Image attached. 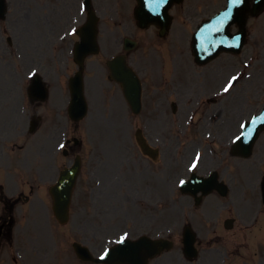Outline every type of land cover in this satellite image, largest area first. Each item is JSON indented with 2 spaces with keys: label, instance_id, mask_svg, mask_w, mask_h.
Returning <instances> with one entry per match:
<instances>
[{
  "label": "rangeland",
  "instance_id": "1",
  "mask_svg": "<svg viewBox=\"0 0 264 264\" xmlns=\"http://www.w3.org/2000/svg\"><path fill=\"white\" fill-rule=\"evenodd\" d=\"M94 1L95 4L98 5L103 2L106 3L107 0ZM20 3L21 0H18L15 5L16 9H18ZM65 4H69V8H71V10L68 12V8L66 6H62L65 17L61 19L58 17L59 12L55 10V14L50 15L48 24L51 22H62L65 25L73 16H76V11L73 9L74 0H65ZM220 5H222L221 0H185L183 6L176 11L177 13L175 14V21L173 23L171 35L173 42L170 43V45L174 44L175 47L168 49L169 52H171L170 55H175L177 57L180 70L181 68H184L185 71L189 70L187 66H190V64L187 59L188 53H185V43L190 42L191 33L201 19L217 12ZM187 7H190V9H186ZM18 21L19 16L15 25L11 24L12 28L15 27L13 31L11 29V33H17L16 38H19V41L16 43V46H18L22 52L20 53V56L25 58L27 38L30 40H38L39 37L42 38L40 32L43 31L45 26L42 22L37 23L28 20L24 24L23 31L21 32L17 31L18 28H21V26L17 27ZM110 27L112 26H110L108 20L103 19L100 29H102L103 35L106 36L105 38L108 39H101V42L104 45L105 42L108 43L110 39V36H108V28ZM57 28L62 29V26H57ZM248 29L250 34L248 39L249 42L248 46L244 48L243 54L237 57L222 55L215 61L211 62L205 69L215 74L219 67H225L224 70H226V76L242 70L240 71L241 82L234 87L232 92H230V94H228L221 103L227 110L226 118H235V114L237 113V111H235L236 109H238V111L242 110L243 115H248L264 102V15L257 20L250 21ZM114 31L118 32V29L115 28ZM58 32L49 33V38H53ZM3 47L6 49L5 52L7 51L8 55L9 50L5 47V45H3ZM162 49L164 48L161 47L159 50L153 49V56L145 57L149 59L152 58L151 60L154 63L153 58L157 56L166 57V53H164ZM107 51H109V49ZM111 51L113 53L116 49L111 48ZM248 55H253L255 62L247 69L243 68L242 62H249L246 60ZM101 56L104 60L109 55L102 54ZM131 56L134 57V60L136 59L139 64H144L142 60V56H144L142 46L139 47L138 50H136V52H134ZM155 65L160 66L159 62H156ZM45 66L47 67L48 72L47 77L51 80L52 86H57L58 66L56 62L49 59ZM0 76H4L5 80L7 79L4 72L0 73ZM181 80L183 82V79ZM209 81L208 86L212 88V92L222 84L219 82L220 84L218 83L217 85H214L213 80ZM147 86L151 89L149 80ZM7 87H10V84H8ZM4 90L5 92L9 91L5 88ZM104 90L107 89L104 88ZM65 96V92L60 87L51 90L49 98L51 111L49 110L48 112L49 121L45 126L39 128L36 138L26 137V135H28L26 132L28 128V119L32 113L26 104L23 106L20 103L15 109V113H11L9 108L0 107V151L3 154L0 156V164H2L0 182L8 183V189H12V185L15 182L22 181L20 180L22 177L20 172H25V169H23L27 166L25 162L29 164V162L39 160L37 163L38 166L40 165V172H44V174H46V176L41 174V177L44 176L45 178L44 182L51 184L55 179L58 172L57 168L59 167V163L61 161L60 155L57 154L55 157L52 155L56 143L55 137L60 134L61 130L65 129L64 122H66L65 117L62 118L64 111L61 110V107H59L58 104L61 103ZM107 97L108 95L105 93L96 95L94 103L92 102V106H90L88 116L80 123V126L77 127L81 128L80 131L78 130L79 132L77 131L75 134L78 138L81 137L89 148H91V146L93 147L92 150L94 151V160L97 158H103L102 153L108 150L109 147H114L115 153L117 150L119 153L123 152L122 146L126 142V137L132 135L135 126L140 125V123H137L136 119L131 120L130 118L126 120V124L116 122V115H118L119 111L123 110V103L118 98L116 99L117 101L119 100V103L116 105L115 112H113V114H115V119L112 124H107L103 119V117H106L110 112L106 102ZM150 97H152V91L150 92ZM18 98L19 102H21V93H19ZM150 107H152V105H150ZM212 108L217 109V105H213ZM58 113L59 115L57 116ZM125 118H127V111H125ZM238 118H235L234 121ZM13 119H16L17 121H13V123ZM68 128L69 131H71V128ZM167 139H169V137H167ZM171 139L173 140V143L176 142L175 137H172ZM33 143H35L36 148L38 144H40V147L39 149L37 148L38 150L36 152ZM13 144L21 147L15 152L17 157L11 156L8 160L10 162H6V160H4L6 152L8 151L7 153L9 156V150L12 149ZM165 144L169 145V140H167ZM49 149L51 155L46 156ZM39 152H41V154L43 153L42 155L43 157L45 156V158H40ZM121 161L122 160L120 159L114 158V166L111 167L112 174L115 179L119 178V181L115 180V183H113V192L115 194L113 205H110V207H104L105 211L103 212H97L99 207L94 201V230L96 227H100V230L105 231H119L123 232V234L128 232L131 237L136 235L137 232H140L139 230H145L142 228L144 224L149 226L148 230L150 231H158L159 229L166 231L168 228L173 230L177 227L179 230L181 226L185 224L184 222L188 211V202L185 198H180L175 190L176 179L173 181L172 187L162 185L157 190L154 185H151V189L146 191L145 186L148 185V183L146 182V184L143 185L140 180L133 178L131 175L135 166L131 165L130 168L122 166ZM94 166H97V164ZM7 170L8 172L6 173ZM46 171H48V173H46ZM124 182H128L130 184V196H128V202L122 205L120 199H122L123 195L127 193V190L125 191V189H127V185H123ZM134 187H137V189ZM84 190L86 192L85 184L81 186V195ZM43 193V189H38V191L34 194L35 196L38 195L37 198L40 196L44 199L45 195ZM81 195L77 197L82 199ZM157 201L161 202V207H158V211L156 213L155 203ZM86 209L88 211L91 210L90 208ZM154 212L159 215L155 216ZM144 217L147 219L145 223H143ZM100 218L104 219V222L100 221ZM81 219L82 218L78 215L75 216V222H79ZM51 229H54L52 225Z\"/></svg>",
  "mask_w": 264,
  "mask_h": 264
},
{
  "label": "flooded vegetation",
  "instance_id": "2",
  "mask_svg": "<svg viewBox=\"0 0 264 264\" xmlns=\"http://www.w3.org/2000/svg\"><path fill=\"white\" fill-rule=\"evenodd\" d=\"M47 3L45 1L42 5H35L33 9L37 12L41 7L49 10L46 6ZM55 8L56 6L52 7L53 10ZM88 67L93 72H96L98 68L94 64V60L90 62ZM178 94L182 96L180 92ZM225 143V139L221 136L220 150L211 152L213 156L207 158V165H213L211 171L217 170L219 179L228 188L225 197H220L225 200V203L220 205L221 207L227 208L226 204H229V200L232 199L233 192L241 191L240 199L235 203L231 202L232 207H229L228 210L231 214L235 213V217H227L222 220L223 226L227 223L228 218L233 220L230 225L231 230L236 226L235 221L245 227L251 218H254V226L258 225L264 221V203L261 195V185L264 181V141L254 153L252 166L247 167L243 162L244 159L231 155L230 146L227 148ZM68 148L69 152H73L75 149L71 144H68ZM238 161L239 163H236ZM88 171L91 175L94 174V167ZM143 176L144 178L147 176L146 167L143 168ZM253 187L255 189L251 193L244 190V188ZM205 198L202 199V202ZM90 201L91 206L94 207V199L93 201L90 199ZM17 207L16 202L0 195V264L5 259H8L10 264H94V262L81 260L73 250V244L79 242L87 246L94 256V231L90 232L88 228L92 225L85 222L91 215H83L84 220L73 222L72 227L76 230L60 232L45 230L39 236H35L32 232L19 240L18 231L24 233V229L27 227L25 224L19 230V224L20 222H28L26 219L23 221L25 216L22 212L18 215ZM209 218H211L210 224L205 232V237L200 240L197 239L195 244L197 248L195 258L185 260L184 256L180 257L178 254L163 255L154 264H264V247L255 241H250L249 245L238 244L241 241V233L234 236V242H230L227 239L228 232L221 225L219 214L211 215ZM33 220L34 218L31 216L32 225ZM207 221L209 222V220ZM77 237L87 241L77 239ZM14 242L17 244L15 247L11 246ZM88 242L93 247L89 246ZM19 243L25 245L18 246Z\"/></svg>",
  "mask_w": 264,
  "mask_h": 264
},
{
  "label": "water",
  "instance_id": "3",
  "mask_svg": "<svg viewBox=\"0 0 264 264\" xmlns=\"http://www.w3.org/2000/svg\"><path fill=\"white\" fill-rule=\"evenodd\" d=\"M226 14H228L227 15V18L229 17V15H230V13L229 12H226ZM225 13L224 14H222V15H220V16H218L213 22H210L208 25H205L203 28H202V33H201V38H202V36L206 33V32H208V31H211V29L212 28H214V27H219V22H221V20H222V18L226 15ZM222 16V17H221ZM226 18V19H227ZM87 26H92L93 28V32H94V36H95V24L93 23V22H91V21H89V24L87 25ZM88 30H91L89 27L87 28ZM92 36H93V33H92ZM92 36H91V38H92ZM200 38V39H201ZM225 40V42L227 41V42H229L230 40H231V38H228L227 36H226V38L224 39ZM205 43H206V45H205V48L206 49H212V43L211 42H209L208 40H205ZM232 47H234L235 45H231ZM230 47V46H229ZM212 52H214L215 51V49H212L211 50ZM202 52L203 53H205V56L206 55H208L209 53H211L210 51L209 52H206L204 49H202ZM112 72L114 73L115 71H113V69H112ZM129 84L131 85V84H134V81L133 80H130L129 81ZM134 93V94H133ZM129 94V95H128ZM77 95L79 96V94H78V92H77V94H74V97L77 99L78 97H77ZM127 95H128V98L130 99V101H132L133 103H135V97L137 96V93H135V92H129V93H127ZM79 113H83V110H80L79 111ZM69 185H67V187H68ZM55 195H56V197H58L59 196V194L56 192L55 193ZM69 197H70V194H69V192H68V194H67V200L69 199ZM66 207L67 206H65V204H63V205H61L60 207L59 206H57L56 207V209H57V211H58V217L59 218H61V215L62 216H64V214H65V211H66ZM62 211V212H61ZM144 244V242L143 241H141V242H139L138 244H136V246L137 247H139V246H142ZM136 247V248H137ZM136 248H134L133 249V251H132V264H138V260L135 258V256H134V253H135V249Z\"/></svg>",
  "mask_w": 264,
  "mask_h": 264
},
{
  "label": "snow or ice",
  "instance_id": "4",
  "mask_svg": "<svg viewBox=\"0 0 264 264\" xmlns=\"http://www.w3.org/2000/svg\"><path fill=\"white\" fill-rule=\"evenodd\" d=\"M152 4H153V10L154 11H159V8L164 4L166 3V0H151ZM235 3H239L240 0H234ZM227 15H225V19L227 18ZM235 79V77L233 78ZM229 86H231V81L229 82ZM228 89L225 88V91H227ZM242 128L244 127L243 125L241 126ZM249 134H251V130H249ZM181 183H183V181H181ZM123 237H121V241L120 242H123ZM101 259H103V257H101Z\"/></svg>",
  "mask_w": 264,
  "mask_h": 264
}]
</instances>
